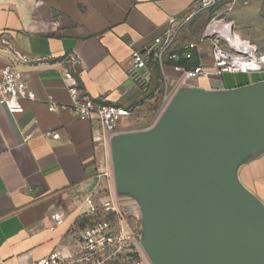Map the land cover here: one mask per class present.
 <instances>
[{
	"label": "crops",
	"instance_id": "0c3cea01",
	"mask_svg": "<svg viewBox=\"0 0 264 264\" xmlns=\"http://www.w3.org/2000/svg\"><path fill=\"white\" fill-rule=\"evenodd\" d=\"M197 1L0 0V39L32 59L17 68L34 94V99L21 102L20 113H9L0 105V264L29 263L54 250L78 256L75 236L85 225L79 202L108 160L95 120L80 119L68 108L48 110L49 102L70 103L64 73L73 70L79 88L92 98L122 106L137 104L135 116L127 119V126L121 123V129L148 127L155 121L154 105L143 102L147 93L129 76V59L164 31L168 19L180 17ZM225 5L218 4L215 11ZM211 12L183 27L179 42L199 38ZM224 17L249 42L253 38L246 27L264 21V0L235 3ZM208 49L207 43L199 44L201 55ZM69 57L77 62L69 63ZM4 64L0 55V70ZM232 74L239 77L226 84L211 85L208 78L191 84L233 90L264 80V72ZM53 131L57 139L46 134ZM234 172L239 184L264 207V145L245 154ZM102 194L96 187L95 195ZM117 194L126 214L134 210L133 201L141 215L133 196ZM53 213L61 214L62 223L55 225Z\"/></svg>",
	"mask_w": 264,
	"mask_h": 264
},
{
	"label": "water",
	"instance_id": "95a60500",
	"mask_svg": "<svg viewBox=\"0 0 264 264\" xmlns=\"http://www.w3.org/2000/svg\"><path fill=\"white\" fill-rule=\"evenodd\" d=\"M261 145L264 80L181 88L152 125L111 138L114 187L140 206L150 264H264V207L234 172Z\"/></svg>",
	"mask_w": 264,
	"mask_h": 264
},
{
	"label": "built area",
	"instance_id": "2783aa9c",
	"mask_svg": "<svg viewBox=\"0 0 264 264\" xmlns=\"http://www.w3.org/2000/svg\"><path fill=\"white\" fill-rule=\"evenodd\" d=\"M249 1L198 0L180 17L168 19L164 31L154 36L147 47L132 53L128 64L129 76L135 85L147 93L143 102L154 105L155 120L177 90L199 88L191 84L192 80L210 76L220 77L224 73L264 70V58L262 55H254V47L248 52L240 49L227 38V34L238 39L240 37L224 15L233 4L245 5ZM220 3L227 5L222 11H215ZM206 12L211 13L200 37L192 41L179 42L181 29ZM240 40L251 45L241 38ZM200 43L208 44L209 49L204 55L198 51ZM0 55L5 58V64L0 70V105L5 106L9 113H20L23 111L21 102L34 99V94L24 78V73L17 68V65L32 59L5 38L0 39ZM193 59L197 60L196 64H190ZM244 61L249 64L245 65ZM68 62L73 64L77 59L69 57ZM63 79L70 96V103L58 105L49 102L48 110L68 108L80 119L95 120L101 127L100 139L108 161L106 166L97 172L93 187L79 202L80 216L85 218V225L75 236L78 256L73 258L54 250L38 260L25 264H98L99 262L107 264L115 260L122 263L131 261V264H144L145 254L140 246V238L138 241L134 238L127 221V214L118 200L110 157L111 138L127 131L119 126L121 123L127 126V119L135 116L137 112V104L122 106L90 97L79 88L73 70H67ZM46 134L53 139L58 138V133L55 131ZM96 187L103 191L101 196L95 195ZM52 218L55 225L62 223L60 213H53ZM135 252L139 258L133 260L129 253Z\"/></svg>",
	"mask_w": 264,
	"mask_h": 264
},
{
	"label": "rangeland",
	"instance_id": "374dc122",
	"mask_svg": "<svg viewBox=\"0 0 264 264\" xmlns=\"http://www.w3.org/2000/svg\"><path fill=\"white\" fill-rule=\"evenodd\" d=\"M246 29H247V32L249 31L251 33L250 35L253 38L251 41H249V43L255 47L254 55L255 56L264 55V21L263 20L260 21L258 25L246 27ZM263 72L264 71L262 70V71H256L255 73L262 74ZM237 77H239V74L227 73V74H224L222 77L210 76L208 78V81L211 85H217L219 82H221V84H226L227 82H233L234 80L237 79ZM153 123L154 121H151V123H148V124L152 125ZM121 184H122L121 182H118V185H117L119 186L117 188L119 192L126 190L120 187L122 186ZM131 203L134 207V210L132 211V213L127 214V219H128L127 221L130 224L134 238L138 241L141 236V215L139 213L138 206L133 201ZM144 259H145L144 264H150L146 256H144Z\"/></svg>",
	"mask_w": 264,
	"mask_h": 264
},
{
	"label": "bare ground",
	"instance_id": "6f19581e",
	"mask_svg": "<svg viewBox=\"0 0 264 264\" xmlns=\"http://www.w3.org/2000/svg\"><path fill=\"white\" fill-rule=\"evenodd\" d=\"M227 38L229 40H232L240 49H244V50H246L248 52L250 51L251 46L246 44V43H244V42H241L240 39L235 38L234 36H229L228 34H227ZM262 58H264V55H262ZM244 64L246 65V64H249V63L247 61H244Z\"/></svg>",
	"mask_w": 264,
	"mask_h": 264
},
{
	"label": "trees",
	"instance_id": "16d2710c",
	"mask_svg": "<svg viewBox=\"0 0 264 264\" xmlns=\"http://www.w3.org/2000/svg\"><path fill=\"white\" fill-rule=\"evenodd\" d=\"M196 62H197V60L195 59H193V61L190 63V64H196ZM129 255L131 256V258L133 259V260H136V259H138L139 257H138V254L135 252V253H129ZM107 264H131V261H129V262H124V263H122L121 261H119V260H115V261H111V262H109V263H107Z\"/></svg>",
	"mask_w": 264,
	"mask_h": 264
}]
</instances>
